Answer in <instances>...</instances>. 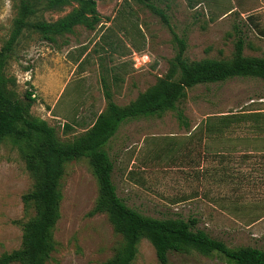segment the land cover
Segmentation results:
<instances>
[{"label":"rangeland","instance_id":"374dc122","mask_svg":"<svg viewBox=\"0 0 264 264\" xmlns=\"http://www.w3.org/2000/svg\"><path fill=\"white\" fill-rule=\"evenodd\" d=\"M95 1L102 16L95 30L79 26L74 34L50 44L26 29L4 69L6 88L22 100L26 91H33L36 102L31 114L55 127L62 141L90 128L107 107L106 90L116 104L128 105L167 73L177 51L171 30L146 0ZM151 1L186 40L190 61L229 59L240 37L245 56L264 57V0ZM75 7L40 14L55 21ZM19 11L20 0H0V50ZM179 108L187 128L170 111L162 117L125 122L106 146L118 196L153 218H196L197 228L229 247L264 250V218L249 226L245 223L264 209V82L237 77L198 85L188 90ZM240 113L259 116L219 134L204 129L207 121ZM65 125L73 129L66 131ZM31 185L18 150L8 141L3 143L0 256L21 245L22 223L29 216L22 196ZM61 189L57 246L49 264H105L121 236L105 214L89 215L98 184L87 159L66 165ZM134 264H159L149 241H141ZM169 264L231 263L218 254L191 252L170 254Z\"/></svg>","mask_w":264,"mask_h":264},{"label":"trees","instance_id":"16d2710c","mask_svg":"<svg viewBox=\"0 0 264 264\" xmlns=\"http://www.w3.org/2000/svg\"><path fill=\"white\" fill-rule=\"evenodd\" d=\"M146 1L147 7L169 27L177 45L167 73L125 106L116 104L111 92L106 90L107 107L90 128L71 141H62L55 127L31 114L36 102L33 91H26L22 100L16 92L6 88L4 69L24 30L33 31L43 41L56 44L58 37L74 34L79 26L95 30L102 23V16L95 0H20L19 16L14 20L9 40L0 50V147L8 141L18 150L32 185L22 196L29 216L22 223L21 245L2 254L0 264H49L57 246L55 229L61 219V188L66 165L84 158L88 160L98 184V197L89 215L105 214L115 233L121 236V242L105 264H134L144 239L154 247L159 264H169L172 253L191 252L204 256L218 254L231 264H264L263 249L229 247L197 228L196 218L157 219L143 215L129 207L117 194L113 180L114 163L106 146L122 124L146 117H162L173 111L180 125L187 128L189 125L179 105L186 99L188 90L237 77L264 82V57L245 56L241 37L229 59L188 60L186 40L175 33L163 9L151 0ZM73 4L77 7L59 19L44 20L43 13L59 11ZM258 114L223 115L215 122H205L204 129L219 134L225 128L246 122ZM64 127L66 131L73 129L70 125ZM262 218L264 209L255 218L247 217L245 223L249 226Z\"/></svg>","mask_w":264,"mask_h":264},{"label":"crops","instance_id":"0c3cea01","mask_svg":"<svg viewBox=\"0 0 264 264\" xmlns=\"http://www.w3.org/2000/svg\"><path fill=\"white\" fill-rule=\"evenodd\" d=\"M69 82V81H68ZM68 82L67 83H65L63 86H62V90H61V92L64 90V87L66 86V84H68ZM40 87V85H39V82H37V86H36V88H39ZM40 90V93H42V95L44 96V97H47V92L45 91V90H41V89H39ZM60 95H61V93H60ZM52 109H53V107H52Z\"/></svg>","mask_w":264,"mask_h":264}]
</instances>
